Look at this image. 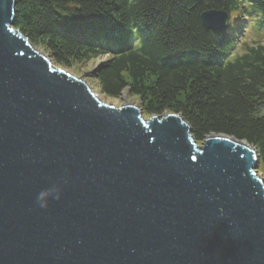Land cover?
I'll return each instance as SVG.
<instances>
[{
    "label": "water",
    "instance_id": "obj_1",
    "mask_svg": "<svg viewBox=\"0 0 264 264\" xmlns=\"http://www.w3.org/2000/svg\"><path fill=\"white\" fill-rule=\"evenodd\" d=\"M14 12L0 0V264H264L256 148L103 102ZM200 19L219 31L228 13Z\"/></svg>",
    "mask_w": 264,
    "mask_h": 264
},
{
    "label": "trees",
    "instance_id": "obj_2",
    "mask_svg": "<svg viewBox=\"0 0 264 264\" xmlns=\"http://www.w3.org/2000/svg\"><path fill=\"white\" fill-rule=\"evenodd\" d=\"M212 9L228 13L219 31L200 19ZM13 26L62 68L104 56L102 94L180 114L197 142L244 140L264 162V0H15Z\"/></svg>",
    "mask_w": 264,
    "mask_h": 264
},
{
    "label": "rangeland",
    "instance_id": "obj_3",
    "mask_svg": "<svg viewBox=\"0 0 264 264\" xmlns=\"http://www.w3.org/2000/svg\"><path fill=\"white\" fill-rule=\"evenodd\" d=\"M105 61V57H97L94 59H90L85 62L81 63H75L72 67L70 68H64L65 70H68L70 72L78 73L80 74V77L83 80H89L91 83L93 89L95 90L96 94H98L99 98L105 102V103H120V102H128L132 101L136 104L139 105V98L135 96H131L127 91H123L121 95L117 98L109 97L101 93V90L97 86L96 81L92 78L91 73L93 70H95L97 67H99L103 62ZM141 108V107H140ZM142 110V109H141ZM143 113V111H142ZM144 115V114H143ZM257 172L264 173V162L259 160L258 166H257Z\"/></svg>",
    "mask_w": 264,
    "mask_h": 264
},
{
    "label": "clouds",
    "instance_id": "obj_4",
    "mask_svg": "<svg viewBox=\"0 0 264 264\" xmlns=\"http://www.w3.org/2000/svg\"><path fill=\"white\" fill-rule=\"evenodd\" d=\"M43 207V206H42Z\"/></svg>",
    "mask_w": 264,
    "mask_h": 264
}]
</instances>
